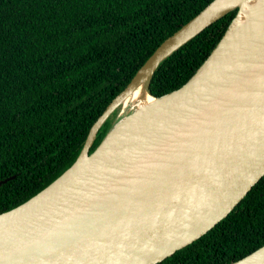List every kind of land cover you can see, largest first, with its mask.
<instances>
[{"label":"water","instance_id":"95a60500","mask_svg":"<svg viewBox=\"0 0 264 264\" xmlns=\"http://www.w3.org/2000/svg\"><path fill=\"white\" fill-rule=\"evenodd\" d=\"M218 1L158 46L63 174L0 213V264H157L207 234L264 177V25L212 60L247 0ZM236 8L197 72L154 96L160 64ZM143 83L170 102L130 130L136 111L123 113L91 152L103 124ZM231 264H264V245Z\"/></svg>","mask_w":264,"mask_h":264},{"label":"trees","instance_id":"16d2710c","mask_svg":"<svg viewBox=\"0 0 264 264\" xmlns=\"http://www.w3.org/2000/svg\"><path fill=\"white\" fill-rule=\"evenodd\" d=\"M213 0H0V213L46 188L158 46ZM238 8L170 55L151 93L184 85ZM100 128L91 152L118 120ZM264 245V177L207 234L157 264H231Z\"/></svg>","mask_w":264,"mask_h":264},{"label":"bare ground","instance_id":"6f19581e","mask_svg":"<svg viewBox=\"0 0 264 264\" xmlns=\"http://www.w3.org/2000/svg\"><path fill=\"white\" fill-rule=\"evenodd\" d=\"M227 0H219L216 7L221 6ZM202 20L198 21L201 22ZM264 25V0H247L240 8L239 15L231 25L227 33V40L219 46L212 56V60L221 58L222 54L229 46L235 43L234 38L250 37ZM170 102V97L158 99L149 94L146 83H143L137 90H135L122 104V113L136 111V114L127 119L124 126L126 129H131L133 122L139 116H145L151 112L162 109ZM124 116V114H123Z\"/></svg>","mask_w":264,"mask_h":264},{"label":"rangeland","instance_id":"374dc122","mask_svg":"<svg viewBox=\"0 0 264 264\" xmlns=\"http://www.w3.org/2000/svg\"><path fill=\"white\" fill-rule=\"evenodd\" d=\"M121 116H123V113H120L118 117L120 118Z\"/></svg>","mask_w":264,"mask_h":264}]
</instances>
